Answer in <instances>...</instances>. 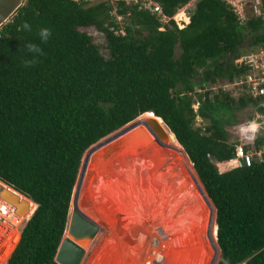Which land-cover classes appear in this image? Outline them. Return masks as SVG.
Returning <instances> with one entry per match:
<instances>
[{"label": "trees", "instance_id": "16d2710c", "mask_svg": "<svg viewBox=\"0 0 264 264\" xmlns=\"http://www.w3.org/2000/svg\"><path fill=\"white\" fill-rule=\"evenodd\" d=\"M155 1L168 21L119 3L124 33L106 3L72 0H26L0 27V181L36 205L7 264H58L85 151L147 112L175 135L216 208L217 264H264V154L217 166L264 144L241 136L260 99L222 89L247 71L235 60L244 36L264 44V20L239 24L221 0H196L181 29L173 17L191 0ZM28 43L43 54L25 67Z\"/></svg>", "mask_w": 264, "mask_h": 264}, {"label": "bare ground", "instance_id": "6f19581e", "mask_svg": "<svg viewBox=\"0 0 264 264\" xmlns=\"http://www.w3.org/2000/svg\"><path fill=\"white\" fill-rule=\"evenodd\" d=\"M143 118L154 119V122L156 123L154 125L159 128L157 125H160L161 123L160 118H154V116L150 113L145 114ZM146 137L147 138L144 139V142L133 148L132 151V147L130 145H123V151L115 155H111L108 159L103 158L106 155V151H103V154L98 155L97 158L92 160L91 167L86 174L77 199L78 209L92 220H97L100 228L101 226L104 228H101L99 232L100 236L98 237L97 242L101 239L99 243H103V241L105 243L108 242L115 245L118 243V247L115 249L116 254H118V264H124L125 259H129V262L132 264H171L162 257L163 253L168 252L169 250L178 251L177 254L179 256L177 261L181 260L182 264H213L218 248L216 240L217 227L215 222V209L210 200L206 202L207 200L205 201L203 199L194 182L187 174L183 164V157H185L188 161L187 164L189 168L197 177V174L193 170L194 168L192 169L193 165L191 164L185 150L170 132L169 136L165 139V142L176 146L182 151V153L175 157L176 160L167 165V160L174 154V152L160 147L150 135H147ZM137 161L156 162L157 165L148 163L144 164ZM171 174L178 177V181L176 183L167 180ZM146 176H149V179L154 180V187L156 188L155 192L159 191V186L162 187V196L164 198L165 205L173 203L180 210L181 215L185 217L186 220H188V218H193V221L196 217V219L199 220L197 232L193 233V236L190 239L183 238L182 240L184 241L181 242L183 244H180L179 248L169 246V241L176 236L175 230L165 228L164 226L160 228L157 227L159 222L163 224L161 219V221L158 220L159 222L157 223L149 221L147 212H145V209L142 208L140 203H136L133 206L135 216L134 220L131 219L132 221L130 222L121 217V211L124 209H122L119 205L115 207L112 202V197H110L112 196L111 193L108 195L109 200L105 202L106 206L110 208L111 205H114L111 209L112 214L110 216L106 217V211H104V208L100 204L99 196H104H102L105 189L102 187L103 185H110L112 190L117 185H121L122 187L128 186V180L135 183L139 181V178ZM199 185L203 189L200 182ZM5 193L8 194L9 197L14 194V192L10 190H6ZM119 194L122 195L121 191ZM125 194L126 193H124L122 197V201H127V195L125 196ZM19 197L22 196L17 195L15 200L11 203L14 206L16 215L21 217V219H25L26 217L29 218L33 212L30 215L28 212H31V210L33 211V208L36 207V205L29 199L22 197L23 199L21 200L20 206V202L18 201ZM25 210H27V212L22 214V211ZM19 212H21V214H19ZM189 221L187 222L188 224ZM209 224H211L210 226L213 228V234L208 233ZM117 236H120L122 239L120 240ZM19 238V234L17 235L15 233L14 242H18ZM192 240H194L195 243H193ZM185 242H188V244H185ZM15 243L7 248L6 254H4V260H6V258L13 251ZM177 244L179 245V242ZM100 245L97 246L95 244L96 247H100ZM186 245L191 246L187 248ZM97 255L98 254L95 250L91 260L89 261L90 264H93L94 262L97 264Z\"/></svg>", "mask_w": 264, "mask_h": 264}, {"label": "water", "instance_id": "95a60500", "mask_svg": "<svg viewBox=\"0 0 264 264\" xmlns=\"http://www.w3.org/2000/svg\"><path fill=\"white\" fill-rule=\"evenodd\" d=\"M25 1L26 0H0V27L12 17V15L25 3ZM147 113H150L154 116V118L159 119V117L155 116L153 113L151 112H147ZM147 113L142 114L141 116L125 124L121 128L103 137L98 142L91 145L85 151L72 193L67 228L55 254L54 260L56 263L85 264L89 257L90 252L92 251L93 247L97 242L98 237L100 236L99 235V232L101 230L100 225L97 224L91 218H89L87 215H85L83 212H81L77 207V199L81 191L83 181L86 177L87 172L91 167V163L94 158H97L98 155L103 154L102 153L103 151H106L105 152L106 155L103 158L108 159L110 158L111 155H115L123 151L124 150V148H122L123 145L124 146L130 145L132 147L131 148L132 151L133 148L139 146L144 142V139L147 138L146 137L147 135H150L160 147L169 149L172 152H174V154L167 160L166 165L169 164L170 161H172L176 156L182 153V151L176 146H173L172 144H168L165 142V139L169 136V132L171 134L173 133L164 124L162 119L160 118L161 123L160 125H157L159 127L157 128L154 125L156 124L154 122V119L152 120L148 118H143V116ZM183 161L187 174L194 182L195 186L197 187V190L199 191L203 199L205 201L207 200L206 202H208V200L211 201L204 186L202 185L203 189L200 187L199 182L201 183V181L199 180L198 176L196 177L194 172L189 168L187 164L188 161L185 159V157H183ZM167 180L176 183L178 181V177L175 176L174 174H171L169 175ZM6 190H12L14 194L11 193L12 196L9 197V195L5 193ZM17 195L26 198L25 196L21 195L19 192L15 191L13 188L7 186L5 183L0 181V197L5 202L13 206L11 203L12 201L15 200V197ZM211 203L213 204L212 201ZM214 209H215V219H216L215 206ZM219 256H220V249L218 246L213 264L218 263Z\"/></svg>", "mask_w": 264, "mask_h": 264}, {"label": "built area", "instance_id": "2783aa9c", "mask_svg": "<svg viewBox=\"0 0 264 264\" xmlns=\"http://www.w3.org/2000/svg\"><path fill=\"white\" fill-rule=\"evenodd\" d=\"M77 3H106L110 6L109 16L120 25L119 32L124 33L122 27H124V16L119 14V3H126L137 5L147 8L149 11L156 13L158 16H162V9L155 0H72ZM226 4L229 10L236 16L239 24H245L248 21L259 18L264 20V0H221ZM189 4V3H188ZM187 4V5H188ZM184 8V7H183ZM182 8V9H183ZM181 10V9H180ZM185 10V9H184ZM190 15V10L185 11ZM187 15V14H186ZM161 20L168 21L169 18L162 16ZM174 19V17H173ZM254 50L248 54L242 55L236 59V63L243 65L247 68L245 74H243L238 80L231 83L234 87L240 88L242 91L250 94L254 98H259V106L262 111L255 113L256 117L241 128V136L249 141H253L259 136H264V44L254 46ZM226 84L223 88L225 89ZM222 88V89H223ZM264 154V144L258 150H253L250 147L245 150L242 146L236 148L235 155L226 160L225 162L218 164L222 166L224 170L230 168L242 167L246 162L253 160L254 157L262 159ZM16 215L13 206L5 202L0 197V264H7L9 256L4 260V254L9 246L14 242V234L20 233L24 227V222L27 219ZM19 241V240H18ZM18 242L15 243V246ZM15 248V247H14ZM12 253V252H11Z\"/></svg>", "mask_w": 264, "mask_h": 264}, {"label": "rangeland", "instance_id": "374dc122", "mask_svg": "<svg viewBox=\"0 0 264 264\" xmlns=\"http://www.w3.org/2000/svg\"><path fill=\"white\" fill-rule=\"evenodd\" d=\"M195 3H196V0H191L188 5H186L183 9L179 10L175 14L174 20L176 21V23L179 25V27L181 29L184 28L185 26H187L190 23V15L188 14V12H185V11L192 10L195 7ZM91 35H93L94 37L99 38V39L103 37V34L97 32L96 30H92L91 31ZM254 49H255L254 46H250V36L248 34L245 35L244 36V40H243V42H242V44L240 46V55L242 56V55L248 54V53L252 52ZM235 60H236V58H235ZM224 86L225 85H223L222 88ZM213 89H215V88H213ZM225 89L230 90L231 93H233V95H237V94H239L242 91L240 88L234 87L232 84L228 85ZM225 89L223 88V90H225ZM197 91L201 92V90H197ZM194 96L196 98V94H194ZM255 117H256V115L254 114V118ZM205 125H206L205 121H202L199 118L196 120V127L203 128ZM174 160H176V159L174 158L172 161H170V164ZM137 162L144 163V164L148 163V164H152V165H157L156 162H150V161H148V162H146V161L145 162L137 161ZM192 169H193V166H192ZM219 170L221 172L224 171L222 166L219 167ZM146 177H148V178H146ZM146 177L139 178V181H137L135 183L131 182L130 180H128V182H129L128 186L122 187L121 185H117L112 190L110 188V185H107V186L103 185L102 187H104L105 189L103 188L104 191L102 193V196L103 195L104 196L103 197L99 196V199H100L101 206L104 208V211H106V215H107L106 217H108V216H110L112 214L111 209H112V207L114 205H115V207H117V205H119V206H121L122 209H124L123 211H121L122 215H123V216L121 215V217L123 219H126L127 221L130 222V221L134 220V216H135L134 215V211L135 210L133 209L134 208L133 206L136 203H140L142 208L145 209V212H147V217H148L149 221L157 223V222H159L158 220L161 219L163 221V224L159 222L157 227L160 228V227L164 226L165 228H169V229L175 230V232H176L175 235L176 236H174L173 239L169 241V246H173L175 248L176 247L179 248L180 244H183V243H181V242L184 241V240H182L183 238L190 239V238H192L193 233L197 232V230H198V226L197 225H199V220L196 219L197 217L194 218L193 221H192L193 218H188V220H186V218L181 215L180 210L173 203L170 204L171 206L170 205H165L164 198L162 196V190H163L162 187H160V186H159V188L157 187L159 189V191L155 192L156 188L154 187L155 186L154 180L149 179V176H146ZM10 191H12V190H10ZM120 191H121L122 195L119 194ZM109 193L112 194V196H110V197H112V202L114 204V205H111V208L106 206V204H105V202H107L109 200V198H108ZM124 193H126L125 196L127 195V201H124V200L122 201V197H123ZM20 199L22 200L23 198L22 197L18 198V201L20 202V206H21V200ZM128 201H129V203H128ZM145 201H146V203H145ZM156 202H157V204H156ZM150 203H151V205H150ZM109 204H111V203H109ZM128 205H129V207H128ZM169 208H171V209H169ZM34 210H35V207L33 208V211L31 210V212H28L29 215L32 212H34ZM130 211H131V213H130ZM25 212H27V210L22 211V214L25 213ZM19 214H21V212H19ZM31 215L29 216V218L31 217ZM25 219L28 220L27 217ZM189 219H190V221H189ZM27 220L24 222V224H26ZM95 221L97 222V220H95ZM185 221H186V223H185ZM188 221H189V224L187 223ZM97 223L99 224V222H97ZM179 223H182V224H179ZM210 225L211 224H209V227H208V233L209 234L210 233L213 234L214 231H213V228ZM179 226H181V227H179ZM101 228H103V227L101 226ZM176 229H177V231H176ZM117 238H119L120 240L122 239L120 236H117ZM100 241H101V239L99 240V242ZM192 241H193V243H195L194 240H192ZM99 242H97V243L99 245L101 244L100 247H96V246L93 247L92 251L89 254L90 256L88 257V259H87L85 264H90L89 261L91 260V257L93 256V253L95 252V250H96V252L98 254L97 255L98 256L97 264H109V263L110 264H118V262H117L118 254H116V252H115V249L118 247V243L115 245V244H110L108 242L105 243L104 241H103V243H99ZM178 242H179V245L177 244ZM97 243H96V245L99 246ZM185 244H188V242H185ZM190 246L186 245L187 248L190 247ZM96 248H98V249H96ZM101 248H102V250H101ZM177 253H178V251H176V250L175 251L169 250L168 252H164L162 257L167 262H170L171 264H176V263L182 264L181 260L177 261V258L179 256ZM179 253H180V251H179ZM156 260H157V258H156ZM174 260H175V262H174ZM129 263H130L129 259H125L124 264H129ZM93 264H95V262ZM130 264H132V263H130Z\"/></svg>", "mask_w": 264, "mask_h": 264}, {"label": "clouds", "instance_id": "9594fccd", "mask_svg": "<svg viewBox=\"0 0 264 264\" xmlns=\"http://www.w3.org/2000/svg\"><path fill=\"white\" fill-rule=\"evenodd\" d=\"M18 30H28V31H30L31 30V25L28 24V23H23ZM51 35H52V32H51V30L49 28H41V30L39 32V38H40L42 43H47L48 40L50 39ZM25 47L27 49V52L33 54V57H32L31 60H26L25 61V67H30L36 62V56L37 55H42L43 52H42L41 47L39 45H37V44H34V43H28V44L25 45ZM254 158H253V160H254ZM262 159H263V155H262ZM258 160H260V159H258ZM28 220H29V218H28ZM225 264H227V262H225Z\"/></svg>", "mask_w": 264, "mask_h": 264}]
</instances>
